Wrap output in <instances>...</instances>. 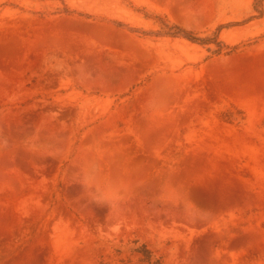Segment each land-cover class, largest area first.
Wrapping results in <instances>:
<instances>
[{"label":"rangeland","instance_id":"obj_1","mask_svg":"<svg viewBox=\"0 0 264 264\" xmlns=\"http://www.w3.org/2000/svg\"><path fill=\"white\" fill-rule=\"evenodd\" d=\"M129 1L201 37L256 15ZM66 2L155 28L122 0ZM55 7L0 0V264H264V14L211 55Z\"/></svg>","mask_w":264,"mask_h":264},{"label":"trees","instance_id":"obj_2","mask_svg":"<svg viewBox=\"0 0 264 264\" xmlns=\"http://www.w3.org/2000/svg\"><path fill=\"white\" fill-rule=\"evenodd\" d=\"M52 1L56 3L55 12L60 15H76L77 12L73 10L66 0H43ZM123 4L127 7L134 9V11L142 15L147 20L151 21L155 28H136L129 24L118 20L100 19L89 14H77L80 17H84L88 20L101 21L112 24L118 28L124 29L130 34L136 35L141 38H181L194 44H198L207 49L211 55H220L226 53L229 47L226 43L221 40L220 33L225 28L240 26L247 24L253 20L260 19L264 14V0H254L253 1V11L256 13L255 16H251L247 20L239 23H232L220 26L215 32L208 36L201 37L198 33L189 31L171 21L168 16L159 13L157 11H151L146 8H138L134 6L129 0H122ZM150 261L152 260L151 252H149ZM153 264H159V262H154Z\"/></svg>","mask_w":264,"mask_h":264}]
</instances>
